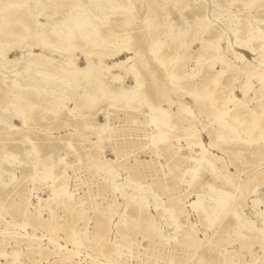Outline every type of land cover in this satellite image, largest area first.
Returning <instances> with one entry per match:
<instances>
[{
	"label": "rangeland",
	"instance_id": "obj_1",
	"mask_svg": "<svg viewBox=\"0 0 264 264\" xmlns=\"http://www.w3.org/2000/svg\"><path fill=\"white\" fill-rule=\"evenodd\" d=\"M58 4L56 21L67 9L66 0ZM134 6L117 31L127 37L121 50L96 47L89 58L102 73L134 64L155 113L109 96L83 111L68 102L56 116L34 107L23 123L8 102L12 81L28 82L27 51H0V264H264L256 236L264 218V0ZM116 16L101 21L113 30L124 20ZM69 53L77 67L87 64L79 49ZM125 84H134L129 73ZM163 110L170 125L155 127ZM251 111L260 126L246 134L231 115ZM201 158L213 171L192 170ZM221 193L233 198L232 213L211 220Z\"/></svg>",
	"mask_w": 264,
	"mask_h": 264
},
{
	"label": "bare ground",
	"instance_id": "obj_2",
	"mask_svg": "<svg viewBox=\"0 0 264 264\" xmlns=\"http://www.w3.org/2000/svg\"><path fill=\"white\" fill-rule=\"evenodd\" d=\"M59 2L60 0H49L48 4L46 0H35V4L32 5L33 8L25 5L27 4L26 0L0 3V51H5L11 47L21 49L25 47L27 51V57L23 59L25 61L23 72L28 82L23 86L20 85L19 83L22 80L24 81L25 78L20 79L21 75L18 74L17 79L21 81H12L9 88L10 91H13V96H10L12 100H9L8 104L12 106L14 116L19 117L23 123H26L28 112L34 107H39L46 113L56 116L66 104H69L68 102L73 103V108L83 111L103 102L109 96H113L114 99L111 104L123 99L125 100V106L134 103L141 108V106L147 104L152 109V113L156 109H160L149 103L150 95L144 87L140 73L134 67V64L125 68L123 74L107 72H104V74L100 70L101 68H98L99 66L90 62L89 58L91 57L90 53L96 52V47L109 49L111 45H114L118 47L117 52L121 50L118 43L126 41L127 37L117 33V31L129 21L127 17L135 7L134 0H89L90 4H87L88 6H82L77 0H66L67 9L63 11L60 21H56L53 18L54 15L63 10L58 7ZM50 8L52 10L48 11ZM108 14L124 17L123 24L114 25L113 30L107 29L105 23L101 21V16L106 19ZM40 17H45L46 21L41 22ZM185 32L180 31L178 37L181 38L185 35ZM179 42L181 44L182 39ZM236 43L240 42L236 41ZM33 48L40 49V52L32 53ZM74 49H79L86 56L87 64L84 67L76 66L74 58L69 53ZM127 51L130 52V50ZM131 58L132 56H127L116 63L115 66H121ZM20 59L17 58V60ZM199 61H201V58L197 59V62ZM109 69L110 66L107 67V70ZM127 73L131 74L134 81L131 86L125 84ZM262 95H264V85L262 86ZM252 111L248 119H240L237 114L231 115L243 124L241 129L246 134L260 126V115ZM215 117L216 121L220 123L221 117L219 115ZM153 122L155 127H159L161 122L170 125L168 111L163 110L162 117L154 119ZM104 128L105 124L102 125L101 129ZM237 135H239V132L234 130V136ZM259 135L264 138L263 128L260 130ZM160 137H164V133ZM204 164L213 171L214 163L209 159L203 160L202 158L196 161L192 170L196 172L199 166ZM232 200L231 196L221 193L214 204H210L211 207L209 205L210 208L201 199L196 201L195 205L203 211H207L209 208L210 215H212L211 220H213L224 218L231 212ZM260 225V230L256 236L258 239H264V218ZM240 226L253 228L252 223L245 220H241Z\"/></svg>",
	"mask_w": 264,
	"mask_h": 264
}]
</instances>
